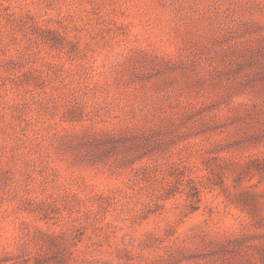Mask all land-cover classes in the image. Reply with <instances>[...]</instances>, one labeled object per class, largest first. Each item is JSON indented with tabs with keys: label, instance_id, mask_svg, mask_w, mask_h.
<instances>
[{
	"label": "rangeland",
	"instance_id": "1",
	"mask_svg": "<svg viewBox=\"0 0 264 264\" xmlns=\"http://www.w3.org/2000/svg\"><path fill=\"white\" fill-rule=\"evenodd\" d=\"M0 264H264V0H0Z\"/></svg>",
	"mask_w": 264,
	"mask_h": 264
}]
</instances>
